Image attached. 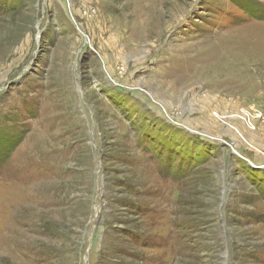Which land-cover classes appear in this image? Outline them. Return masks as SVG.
Returning <instances> with one entry per match:
<instances>
[{
    "label": "rangeland",
    "instance_id": "1",
    "mask_svg": "<svg viewBox=\"0 0 264 264\" xmlns=\"http://www.w3.org/2000/svg\"><path fill=\"white\" fill-rule=\"evenodd\" d=\"M3 2L0 264H264V0Z\"/></svg>",
    "mask_w": 264,
    "mask_h": 264
},
{
    "label": "trees",
    "instance_id": "2",
    "mask_svg": "<svg viewBox=\"0 0 264 264\" xmlns=\"http://www.w3.org/2000/svg\"><path fill=\"white\" fill-rule=\"evenodd\" d=\"M8 6V4L7 3H2V5H0V12H3V10H5V7H7ZM9 6H8V11H9ZM16 143H18L17 141H15ZM160 153H161V151H160ZM159 155V154H158ZM167 156H168V161H172V159L173 158H178L179 156H181V163H180V165L178 166V168H176V174L177 175H183V173H184V171L186 170V168H191V166H192V164H191V162L193 161H199V160H201L202 158L201 157H199V158H194L193 156H191V157H187V156H185V155H181V154H179V153H175V152H173L172 151V153H169V152H167ZM194 165V164H193ZM260 176H257L256 177V180H258V178H259ZM263 186V191H262V193H264V184L262 185ZM261 188V187H260ZM139 242L142 244V245H144L143 247H147L146 246V243H145V240L144 239H142V238H140L139 237Z\"/></svg>",
    "mask_w": 264,
    "mask_h": 264
}]
</instances>
